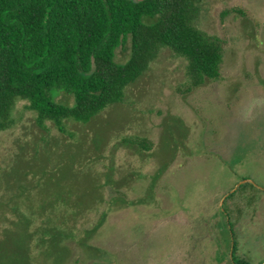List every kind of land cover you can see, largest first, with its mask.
I'll use <instances>...</instances> for the list:
<instances>
[{
  "label": "rangeland",
  "instance_id": "obj_1",
  "mask_svg": "<svg viewBox=\"0 0 264 264\" xmlns=\"http://www.w3.org/2000/svg\"><path fill=\"white\" fill-rule=\"evenodd\" d=\"M197 24L223 42L217 80L185 91L187 60L163 47L122 101L64 131L16 98L0 264H235L233 242L264 264V0H203Z\"/></svg>",
  "mask_w": 264,
  "mask_h": 264
},
{
  "label": "trees",
  "instance_id": "obj_2",
  "mask_svg": "<svg viewBox=\"0 0 264 264\" xmlns=\"http://www.w3.org/2000/svg\"><path fill=\"white\" fill-rule=\"evenodd\" d=\"M202 1L0 0V131L12 125L18 97L29 101L39 125L51 120L64 131L63 119L90 121L123 100L163 47L187 60L185 91L219 79L223 42L198 26ZM128 38L129 54L118 61L116 50ZM132 141L151 148L147 139ZM57 228H46L42 241ZM235 251L233 242L235 264H251L236 260Z\"/></svg>",
  "mask_w": 264,
  "mask_h": 264
}]
</instances>
